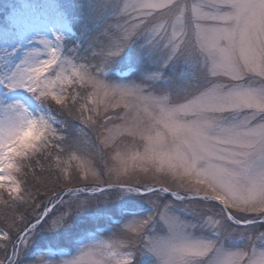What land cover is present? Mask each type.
<instances>
[{"label":"snow or ice","instance_id":"1","mask_svg":"<svg viewBox=\"0 0 264 264\" xmlns=\"http://www.w3.org/2000/svg\"><path fill=\"white\" fill-rule=\"evenodd\" d=\"M77 33L0 52V264H264V0Z\"/></svg>","mask_w":264,"mask_h":264},{"label":"rangeland","instance_id":"2","mask_svg":"<svg viewBox=\"0 0 264 264\" xmlns=\"http://www.w3.org/2000/svg\"><path fill=\"white\" fill-rule=\"evenodd\" d=\"M88 3L89 0H0V52L14 47L19 50L53 31L73 35L64 16L72 14L80 24Z\"/></svg>","mask_w":264,"mask_h":264},{"label":"trees","instance_id":"3","mask_svg":"<svg viewBox=\"0 0 264 264\" xmlns=\"http://www.w3.org/2000/svg\"><path fill=\"white\" fill-rule=\"evenodd\" d=\"M61 10L64 12V9L61 8ZM66 12V11H65ZM1 13V12H0ZM64 19L66 21V27H68L69 30H71V32L73 33V35H77V28H78V25H79V22L78 20L76 19V16L70 14L68 15L66 13V15L64 16ZM126 69L124 70V72L122 73L120 70H117V71H114L112 73V75L114 77H120L121 75L125 74L126 73ZM42 236V234H41ZM43 237V236H42ZM39 243V242H38Z\"/></svg>","mask_w":264,"mask_h":264}]
</instances>
